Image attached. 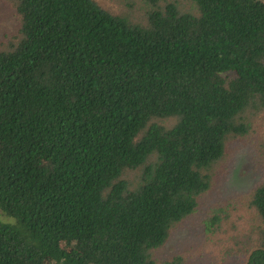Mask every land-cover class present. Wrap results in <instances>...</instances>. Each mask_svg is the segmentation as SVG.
Instances as JSON below:
<instances>
[{
	"label": "trees",
	"instance_id": "trees-1",
	"mask_svg": "<svg viewBox=\"0 0 264 264\" xmlns=\"http://www.w3.org/2000/svg\"><path fill=\"white\" fill-rule=\"evenodd\" d=\"M113 1L8 0L0 264H214L156 253L251 135L260 179L207 242L264 264V0Z\"/></svg>",
	"mask_w": 264,
	"mask_h": 264
},
{
	"label": "rangeland",
	"instance_id": "rangeland-1",
	"mask_svg": "<svg viewBox=\"0 0 264 264\" xmlns=\"http://www.w3.org/2000/svg\"><path fill=\"white\" fill-rule=\"evenodd\" d=\"M103 5L118 9L113 0H98ZM14 16L8 5V0H0V37L12 25ZM256 127L255 133H258L263 124ZM259 136V135H258ZM253 137L251 135L247 140L236 139L229 143L225 161L228 166L226 178H219L215 185L199 198V205L196 211L184 222L176 226L170 234L167 243L156 253L158 260L166 259L171 253L178 250L183 251L198 244L206 247V251L213 258L214 264H245L247 257H235L221 255L218 240L221 236L211 238L208 242L207 226L211 225L212 217L219 214L221 209L228 208V211H235L239 208L236 205V197L244 195L260 179L257 168V162L254 159V148L252 147ZM238 201V200H237ZM0 220L5 223H14L15 218L4 214L0 210ZM211 227V226H210ZM219 238V239H218ZM189 246V247H188Z\"/></svg>",
	"mask_w": 264,
	"mask_h": 264
}]
</instances>
